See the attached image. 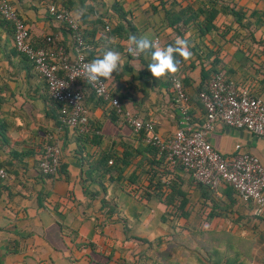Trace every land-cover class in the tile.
<instances>
[{"label":"crops","instance_id":"obj_1","mask_svg":"<svg viewBox=\"0 0 264 264\" xmlns=\"http://www.w3.org/2000/svg\"><path fill=\"white\" fill-rule=\"evenodd\" d=\"M7 1L26 22L34 46L51 36L70 54V32L48 6L76 19L87 5L83 22L76 20L88 58L120 53L122 72L105 80L112 95L152 121L164 139L180 119L172 77L189 95L194 127L205 118L198 91L214 70L264 98V0ZM130 35H149L162 47L187 37L193 57L177 56L179 72L156 80L147 67L151 54L128 52ZM83 91L97 132L80 133L61 122L45 81L15 49L12 27L0 19V264H264V218L250 203L226 183L213 190L196 182L114 114L109 101L84 83ZM208 140L224 155L238 145L264 163V138L245 129L218 123ZM51 141L61 147V165L46 176L38 163Z\"/></svg>","mask_w":264,"mask_h":264},{"label":"built area","instance_id":"obj_2","mask_svg":"<svg viewBox=\"0 0 264 264\" xmlns=\"http://www.w3.org/2000/svg\"><path fill=\"white\" fill-rule=\"evenodd\" d=\"M48 11L67 26L73 54L51 36L46 37L44 45L34 46L29 41V30L20 13L9 1L0 0V16L12 25L15 49L32 63L45 81L48 95L59 105V116L64 125L80 133L97 132L84 102V83L95 97L109 101L115 113L134 131L143 130L146 143L164 151L169 163L180 165L196 182L213 190L226 183L242 201L251 204L255 216L264 217L263 161L257 155L239 151L238 145L235 153L224 155L215 150L208 140L209 133L218 123L233 129H245L264 138V98L254 96L246 88H239L218 71L198 93L205 118L194 127L189 115V95L183 83L172 77L174 103L180 119L172 137L164 139L155 131L152 121H145L123 108L120 100L112 95L105 79L95 84L88 82L85 66L91 60L87 56L88 47L79 22L68 10L58 9L54 4L48 6ZM60 164V145L55 141L48 142L39 163L41 172L53 176L58 173ZM0 175H5L2 169Z\"/></svg>","mask_w":264,"mask_h":264},{"label":"clouds","instance_id":"obj_3","mask_svg":"<svg viewBox=\"0 0 264 264\" xmlns=\"http://www.w3.org/2000/svg\"><path fill=\"white\" fill-rule=\"evenodd\" d=\"M87 15V5L76 12V19L83 22ZM129 53L139 56L151 54V62L148 69L152 76L159 80L168 75L175 76L180 68L179 56L184 61H189L193 57L187 37H177L174 45L162 47L157 39L150 38L149 35L137 37L130 35L127 41ZM124 60L119 52L105 50L102 56L96 57L85 66V73L89 83L95 84L102 78L113 79V74H120L123 70Z\"/></svg>","mask_w":264,"mask_h":264},{"label":"trees","instance_id":"obj_4","mask_svg":"<svg viewBox=\"0 0 264 264\" xmlns=\"http://www.w3.org/2000/svg\"><path fill=\"white\" fill-rule=\"evenodd\" d=\"M234 12V14L238 17V15H239V12L237 11H233ZM214 16H215V12H213L212 13V16L208 19V21L209 22H211L212 21V19L214 18ZM0 19L1 20H3V21H5V22H8L10 25H11V23L9 22V21H6V20H4L1 16H0ZM11 27H12V25H11ZM210 28L211 27H208L207 26V30H210ZM12 37H13V28H12ZM218 71H221V72H223L222 70H217V71H215L214 70V72L212 73V75H211V77L214 75V73H216V72H218ZM223 74L225 75V73L223 72ZM204 78H206V76L203 74L202 75ZM211 77H209V79L211 78ZM225 77H226V75H225ZM227 78V77H226ZM180 79V78H179ZM228 79V78H227ZM205 88V87H204ZM204 88H201L199 91H198V93L201 91V90H203ZM197 96H198V94H197ZM99 99V98H98ZM198 101H199V105H200V107L203 109V106H202V104H201V102H200V100H199V98H198ZM203 111H204V109H203ZM114 114H115V111H114ZM204 117H205V111H204ZM138 133H140V138H142V136L144 137L145 136V133H144V131L143 130H141V131H139ZM148 145H150V144H148ZM46 146V145H45ZM154 150H156L158 153H160V154H162V155H166L165 154V152L164 151H162V150H160L159 148H157V147H155V146H153V145H150ZM45 149V148H44ZM43 156H44V151H43V155H42V157H41V159L43 158ZM41 159L39 160V163H40V161H41ZM105 162H107V160H105ZM39 163H38V165H39ZM61 165V164H60ZM59 169H60V167H59ZM39 170H40V167H39ZM40 172H41V170H40ZM42 173V172H41ZM43 174V173H42ZM44 175V174H43ZM199 183V182H198ZM201 184V183H200ZM207 187H209L210 189H212L210 186H207ZM231 187V186H230ZM232 188V187H231ZM233 189V188H232ZM234 190V189H233ZM264 218V217H263Z\"/></svg>","mask_w":264,"mask_h":264}]
</instances>
